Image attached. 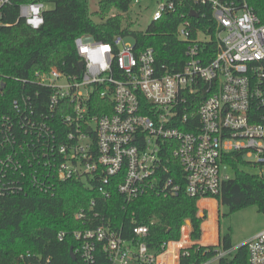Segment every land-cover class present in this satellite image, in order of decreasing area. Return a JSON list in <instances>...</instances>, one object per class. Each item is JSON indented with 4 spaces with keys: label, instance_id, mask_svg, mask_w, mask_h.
Masks as SVG:
<instances>
[{
    "label": "built area",
    "instance_id": "2783aa9c",
    "mask_svg": "<svg viewBox=\"0 0 264 264\" xmlns=\"http://www.w3.org/2000/svg\"><path fill=\"white\" fill-rule=\"evenodd\" d=\"M16 1L0 0V27L9 26L2 19L14 4L16 22L43 25L50 5ZM150 1L151 22L179 12L178 71L157 68L153 50L136 49L130 37L103 43L82 35L73 42V72L34 71L9 78L8 87L0 76V198L75 180L102 203L116 191L126 210L149 193L216 196L230 178L227 154L264 164V22L248 0ZM185 1L192 6L183 9ZM100 210L92 200L73 216L81 224L70 233L78 264H219L241 246L247 264H264V228L233 250L217 238L190 239L185 221L178 239L150 248L147 226L133 218L113 225ZM192 251L204 258L195 261Z\"/></svg>",
    "mask_w": 264,
    "mask_h": 264
},
{
    "label": "trees",
    "instance_id": "16d2710c",
    "mask_svg": "<svg viewBox=\"0 0 264 264\" xmlns=\"http://www.w3.org/2000/svg\"><path fill=\"white\" fill-rule=\"evenodd\" d=\"M42 2L51 6L43 14L44 23L38 29H31L23 22H16L15 4L6 8L8 15L2 22L8 27H0V76L8 87L9 78L29 77L34 71H48L57 68L73 72L76 54L75 38L89 35L94 40L110 43L115 36L130 37L138 50L151 48L155 65L169 72H176L184 64L183 43L175 37V30L181 21L179 12L164 14L158 22H150L144 31L135 30L129 23V11L133 0H100L94 22L88 11V0H18L17 2ZM257 17L264 22V0H248ZM192 6L182 2L183 9ZM182 8L179 11H184ZM187 11V10H186ZM210 24V19L198 21ZM126 24V25H124ZM22 87V86H20ZM224 163L232 172V177L224 181L220 191L210 199L225 206L228 214L255 207L264 217V178L250 174L244 169L250 165L261 167L244 160L242 153H230ZM39 192L27 191L24 195L0 198V264H78L69 256L75 243L71 231L80 229L81 224L73 218L75 212L88 207L93 200L98 203L106 219L113 225H128L131 218L136 225L149 228L145 239L150 248L163 241L179 237L185 221L190 223L191 238L199 240L203 217L199 216L197 199L189 198L183 191L178 195H156L149 193L122 209V197L112 191L109 200L102 198L80 182L67 180L48 184ZM212 218L203 225L201 243H210L214 235L208 230ZM152 223V225H150ZM64 232L63 241L57 233ZM220 246L231 247L230 237L220 238ZM196 253V254H195ZM192 259L201 260L202 253L191 252ZM219 264H247V252L241 246L231 256Z\"/></svg>",
    "mask_w": 264,
    "mask_h": 264
},
{
    "label": "rangeland",
    "instance_id": "374dc122",
    "mask_svg": "<svg viewBox=\"0 0 264 264\" xmlns=\"http://www.w3.org/2000/svg\"><path fill=\"white\" fill-rule=\"evenodd\" d=\"M99 1L88 0V11L94 22H99V19L95 16ZM155 7V3L150 0H142L139 5L131 7L128 15L129 23H132L135 30L144 31L151 22V14L155 10ZM50 8L51 6H47V9ZM244 170L250 174L264 178V164L261 167L250 165L249 168L246 167ZM227 175L232 177V172L228 171ZM196 204L199 216L203 217L205 214L204 222L200 228L202 229L203 225L209 222L210 216H214L213 220H211L214 228L211 227L208 230L214 237L218 236L219 239L227 234L230 237V244L233 250L245 243L254 233L264 228V217L257 213L255 207H248L228 214L227 207L221 205L218 207V203L210 198L198 200ZM203 234L204 232L201 230L200 242ZM213 240L214 238L212 239L211 237L210 243H213Z\"/></svg>",
    "mask_w": 264,
    "mask_h": 264
},
{
    "label": "water",
    "instance_id": "95a60500",
    "mask_svg": "<svg viewBox=\"0 0 264 264\" xmlns=\"http://www.w3.org/2000/svg\"><path fill=\"white\" fill-rule=\"evenodd\" d=\"M189 16H190V17H195V14H194V13H190ZM69 256H70V258H71L72 260L75 261V255L73 254L71 248H70V250H69Z\"/></svg>",
    "mask_w": 264,
    "mask_h": 264
},
{
    "label": "crops",
    "instance_id": "0c3cea01",
    "mask_svg": "<svg viewBox=\"0 0 264 264\" xmlns=\"http://www.w3.org/2000/svg\"><path fill=\"white\" fill-rule=\"evenodd\" d=\"M212 228H214V225L212 226ZM201 230H204V229L202 228ZM216 238H217V241L219 240V237L218 236H215L213 242H216Z\"/></svg>",
    "mask_w": 264,
    "mask_h": 264
}]
</instances>
